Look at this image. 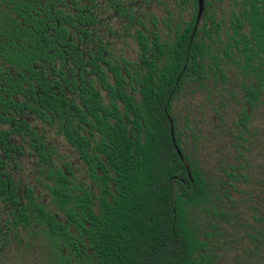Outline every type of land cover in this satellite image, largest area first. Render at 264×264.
Returning a JSON list of instances; mask_svg holds the SVG:
<instances>
[{
	"label": "flooded vegetation",
	"instance_id": "1",
	"mask_svg": "<svg viewBox=\"0 0 264 264\" xmlns=\"http://www.w3.org/2000/svg\"><path fill=\"white\" fill-rule=\"evenodd\" d=\"M24 1L20 11L37 18L38 30L48 36L42 43L45 53L33 57L31 72L5 66L8 74L0 75V254L12 237L26 245L40 238L33 233L34 202L78 235L52 200V190L64 183L71 195L68 204L75 201L83 221L84 202L98 213L105 181L109 192L114 191L112 178L120 173L113 160H123L137 146L142 157L148 144H154L163 160L156 174H191L190 166L197 168L194 146L192 154L185 150L188 135L178 128V102L186 92L193 94L196 83L210 86L211 93L216 87L220 91L231 64L223 52L226 34L218 37L226 20L216 0H203L198 18L197 0ZM193 40L203 50L196 61ZM210 49L222 50L215 53L219 70ZM200 59L202 74L194 70ZM240 91L247 126L251 107L242 84ZM148 96L155 97L157 124L167 130V138L152 142L145 138ZM184 102L187 109L188 98ZM102 122L110 126L109 139ZM184 126L189 133L188 124ZM115 129L124 131L125 138H112ZM176 158L185 172L177 169ZM23 213L28 219L22 224L16 217ZM33 253L8 255L29 258ZM45 253L56 259V253Z\"/></svg>",
	"mask_w": 264,
	"mask_h": 264
},
{
	"label": "trees",
	"instance_id": "2",
	"mask_svg": "<svg viewBox=\"0 0 264 264\" xmlns=\"http://www.w3.org/2000/svg\"><path fill=\"white\" fill-rule=\"evenodd\" d=\"M234 3L223 52L242 76L244 99L252 108L261 102L264 94V0H236ZM24 5V0H0V75L8 74L5 66H17L20 71L29 73L32 71L30 64L33 57L40 52L45 53L42 43H46L48 35L38 30L37 18L20 11L25 9ZM214 26L212 23L211 28ZM197 42L192 41L195 61L198 53L201 58L203 54L202 47L197 49ZM217 52L208 50L219 70ZM203 67L200 59L195 63L194 70L202 74ZM181 68L179 60L178 71ZM145 106L148 113L145 138L151 142L167 138L166 127L157 124L155 97H146ZM242 115L238 125H242L244 130L247 121L244 108ZM102 124L104 138H111L109 124ZM123 132L115 129L112 138H125ZM239 132L241 134L244 131L239 128ZM240 138L245 139L242 134ZM139 148L137 146L134 153L126 154L123 160H113V165L120 173L114 174L112 178L114 191L109 192L105 181L98 213L94 212L86 199L81 211L83 221L77 216L75 201L73 205L68 204L71 195L66 185L61 183L52 190V200L78 235L34 202L33 233L48 241L50 251L56 253L54 261L58 264L215 263L218 254L211 247V240L222 237L221 223L238 221L232 212L233 207L224 206L217 200L223 195L233 202L231 194L220 190L212 198L203 176L192 166L191 180L187 174H156L163 160L157 156L154 144H148L142 157ZM176 162L177 169L185 172L182 161L176 158ZM228 165V169L224 170L230 181H221L220 184L222 188L229 186L236 190L235 182L239 183V177L230 174L236 167ZM260 184L264 182L260 181ZM195 207H201L208 216V230L200 231L194 218L190 217L189 209ZM248 209L252 212L254 222L251 225L240 224L255 245V249L248 252V264H264V209L260 203H253ZM17 217L22 224L28 219L26 213ZM63 249L72 257L66 255Z\"/></svg>",
	"mask_w": 264,
	"mask_h": 264
},
{
	"label": "rangeland",
	"instance_id": "3",
	"mask_svg": "<svg viewBox=\"0 0 264 264\" xmlns=\"http://www.w3.org/2000/svg\"><path fill=\"white\" fill-rule=\"evenodd\" d=\"M235 1L216 0V8L223 13L226 20L218 35L220 39L225 37L228 17ZM241 82V75L235 66L229 64L220 91L216 87L211 93L210 86H199L196 83L192 86L193 94L189 96L190 93L186 92L178 102V128H183L188 135L185 138L187 143L185 150L192 154L191 146H194L193 164L204 173L201 175L210 188L212 198H215V193H220V190L231 194L233 202L228 201L223 195L217 200L224 206L233 207L232 212L236 214L238 220L221 223L222 237L211 240V247L218 254L214 264H248V252L255 249V245L240 224L251 225L254 222L252 212L248 209L253 203H260L264 209V184H260V181L264 182V102L262 103L264 94L261 102L251 108L250 119L246 129L241 133L245 138L242 141L237 121L240 109L244 108L240 91ZM187 98L190 105L186 109L184 101ZM215 111L219 112L220 117ZM185 123L191 130L189 133L185 129ZM240 141L243 147L240 146ZM228 164L236 167L235 172L239 177V183L235 182L236 190L229 186L222 188L220 184L221 181H230L225 174ZM189 215L194 218L200 231L208 230L206 228L208 216L201 207L189 209ZM23 250L34 253L29 258L8 255ZM48 250L50 245L45 239L34 237V240L26 245L12 237L1 249L3 253L0 254V264H54V259L45 253Z\"/></svg>",
	"mask_w": 264,
	"mask_h": 264
},
{
	"label": "water",
	"instance_id": "4",
	"mask_svg": "<svg viewBox=\"0 0 264 264\" xmlns=\"http://www.w3.org/2000/svg\"><path fill=\"white\" fill-rule=\"evenodd\" d=\"M202 2H203V0H197V3H198V15H197V18L199 17L201 11L203 10ZM178 153H179L180 158H182V155H181L179 150H178ZM187 170H188V167H187ZM187 176L191 180V174H187Z\"/></svg>",
	"mask_w": 264,
	"mask_h": 264
}]
</instances>
